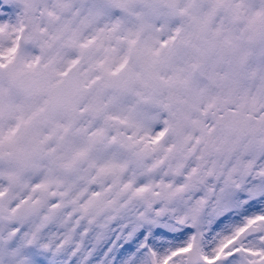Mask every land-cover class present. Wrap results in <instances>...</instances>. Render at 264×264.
Segmentation results:
<instances>
[{
	"label": "snow or ice",
	"instance_id": "obj_1",
	"mask_svg": "<svg viewBox=\"0 0 264 264\" xmlns=\"http://www.w3.org/2000/svg\"><path fill=\"white\" fill-rule=\"evenodd\" d=\"M0 264H264V0H0Z\"/></svg>",
	"mask_w": 264,
	"mask_h": 264
}]
</instances>
